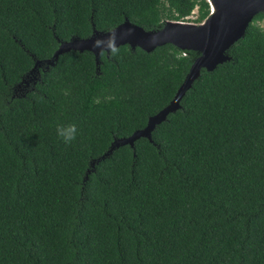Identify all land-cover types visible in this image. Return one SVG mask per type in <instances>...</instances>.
<instances>
[{
    "label": "trees",
    "instance_id": "1",
    "mask_svg": "<svg viewBox=\"0 0 264 264\" xmlns=\"http://www.w3.org/2000/svg\"><path fill=\"white\" fill-rule=\"evenodd\" d=\"M195 8L201 23L206 0H0V264H264V13L152 142L93 169L168 105L198 54L124 45L96 70L70 51L29 80L62 42L125 19L157 30ZM105 92L116 99L93 103ZM57 123L77 125L71 145Z\"/></svg>",
    "mask_w": 264,
    "mask_h": 264
},
{
    "label": "water",
    "instance_id": "2",
    "mask_svg": "<svg viewBox=\"0 0 264 264\" xmlns=\"http://www.w3.org/2000/svg\"><path fill=\"white\" fill-rule=\"evenodd\" d=\"M210 7L209 15L201 23L188 21L166 20L157 30L146 31L142 27L125 19L116 26L117 46L128 45L132 50L136 48L150 53L158 47L172 45L180 51H193L198 54L192 62L182 84L177 89L172 100L155 115L150 116L144 128L134 131L129 137L117 138L112 141L108 150L90 163L91 169L101 160L109 157L113 151L121 146L133 148L134 142L145 138L152 142L151 134L167 116L180 108V102L193 83L199 78L201 71L212 72L214 69L230 60L228 50L244 37L253 18L264 13V0H206ZM111 29V30H113ZM110 30V31H111ZM107 32L93 29L91 35L84 39L73 38L59 44L51 59L36 61L31 70L29 80L35 82L38 70L43 64L53 67L62 54L70 51L93 54L96 70H99V49L92 47L93 41L105 38ZM28 83L26 82L25 86ZM89 171H87V174Z\"/></svg>",
    "mask_w": 264,
    "mask_h": 264
},
{
    "label": "clouds",
    "instance_id": "3",
    "mask_svg": "<svg viewBox=\"0 0 264 264\" xmlns=\"http://www.w3.org/2000/svg\"><path fill=\"white\" fill-rule=\"evenodd\" d=\"M189 17V16H188ZM187 17V18H188ZM184 21H186V19ZM183 21V20H182ZM117 37L115 29L108 32L103 39H96L93 41L92 47L95 49H99V56H112L116 57L120 53L119 46H117ZM60 94L64 97H68L71 95V90L68 88L61 89ZM40 101L43 102L42 97H38ZM116 97L110 93H102L100 96L94 98L93 103H106L112 100H115ZM57 137L65 144L71 145L79 135V129L75 123L63 124L57 123L56 128Z\"/></svg>",
    "mask_w": 264,
    "mask_h": 264
},
{
    "label": "rangeland",
    "instance_id": "4",
    "mask_svg": "<svg viewBox=\"0 0 264 264\" xmlns=\"http://www.w3.org/2000/svg\"><path fill=\"white\" fill-rule=\"evenodd\" d=\"M196 18H197V9L195 8L193 12L190 14V16L186 19V21L195 23ZM256 24L264 29V15L261 20L256 22Z\"/></svg>",
    "mask_w": 264,
    "mask_h": 264
}]
</instances>
